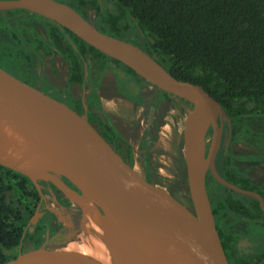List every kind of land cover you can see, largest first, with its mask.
<instances>
[{
	"label": "water",
	"instance_id": "95a60500",
	"mask_svg": "<svg viewBox=\"0 0 264 264\" xmlns=\"http://www.w3.org/2000/svg\"><path fill=\"white\" fill-rule=\"evenodd\" d=\"M11 8L54 21L142 79L182 98L186 180L172 179L123 157L86 115L1 63L0 164L30 178L39 191L40 182H48L80 207L92 204L103 221L114 264H145L156 245L169 254V247L153 244V239L161 230L166 235L172 225H178L185 236V264H230L207 190V174L225 188L257 199L263 214L264 197L229 181L216 167L222 124L227 121L231 126V117L220 101L200 85L175 77L137 44L100 30L69 3L0 0V10ZM41 214L35 212L34 220ZM67 256L74 260L67 261ZM86 262L95 264L79 252L45 246L0 260V264Z\"/></svg>",
	"mask_w": 264,
	"mask_h": 264
},
{
	"label": "trees",
	"instance_id": "16d2710c",
	"mask_svg": "<svg viewBox=\"0 0 264 264\" xmlns=\"http://www.w3.org/2000/svg\"><path fill=\"white\" fill-rule=\"evenodd\" d=\"M110 1L112 8L104 6L101 0H70V5L85 17V5H93L96 12L94 23L104 32L123 39L122 35L130 31L136 35L139 33L142 45L138 46L154 56L175 77L209 91L220 101L232 121L241 124L234 127L248 128L252 122L264 121V0ZM50 25L55 28L51 32V43L44 44L42 40L43 43L41 41L36 46L30 43L32 46L28 47L24 39L14 33L18 46H0V56L4 61L25 60L31 65L33 54L39 48L49 54L56 46L68 62V83L71 85L85 81L83 61L86 53L100 58L102 69L110 61L118 64V60L89 45L65 27L71 40L59 46L54 36L63 33L58 24L52 21ZM126 68L137 75L130 67ZM138 80L149 83L141 77ZM94 88L88 103L89 120L98 123L115 150L134 162L130 144L108 117L104 121L100 118L97 112L100 104L99 101L96 103ZM80 107L78 104L77 109L82 113ZM256 157L264 162V152ZM216 167L229 181L256 190L264 197L263 189L236 170L233 154L224 146L217 157ZM207 190L229 263L264 264V214L258 200L235 193L212 177ZM39 199L40 193L30 178L0 164V260L16 257L17 253L12 251L24 238L36 246L45 240L46 223L43 220L38 224L41 229L34 227L33 232L25 231L27 217L35 214ZM228 219L244 221L247 227L244 232L226 229ZM246 235L252 236L255 243L251 251H242L239 247L240 239Z\"/></svg>",
	"mask_w": 264,
	"mask_h": 264
},
{
	"label": "flooded vegetation",
	"instance_id": "af4514ba",
	"mask_svg": "<svg viewBox=\"0 0 264 264\" xmlns=\"http://www.w3.org/2000/svg\"><path fill=\"white\" fill-rule=\"evenodd\" d=\"M87 15V14H86ZM42 21V22H41ZM52 20L47 19L42 16H37V14L32 13L26 9L22 8H11L0 10V46H18V37L23 38L25 41V45L30 47L32 46L30 43H33L35 46L40 44L41 41H44V44H48L52 42L51 32H54L55 28L50 25ZM53 23H55L53 21ZM57 24V23H56ZM59 25V24H58ZM60 29L63 34L58 33L55 34L54 39L56 43L60 45H66L67 42H70L71 37L65 31V28L61 25ZM32 40L30 42L29 40ZM42 41V43H43ZM54 47V52L45 54L42 48H39L35 54H33L32 64L30 65L29 62L25 60H17L11 61L6 60L0 56V63L4 65L6 68L11 70L17 76H19L16 72H14V68L11 67L9 63H21L24 62L27 65H30L32 69V73H24L19 76L23 80L27 81L29 84L39 88L40 90L46 92L50 96L68 104L72 108L78 111L77 105H81V110L83 111L81 114L87 116L88 110V103L91 97L92 91L96 87V103L99 101L100 110H98V114L100 118L104 121L106 117L109 118V121L115 126L117 131L121 133V135L126 139V141L132 147V153L134 162L141 164L146 169L153 170L150 166H147L143 160V156H140V162L135 160V151L133 143H136L139 147V150L146 151L147 156L149 157L150 152V145H152L156 139L158 138V128L161 124L163 117H161L159 110L162 106L169 105L170 101L175 99L179 103V109L183 114L184 109V101L179 96L167 93L165 94L160 88L156 87L155 85L147 82L137 81V85L129 88L128 91L126 86H123V83L118 79L117 73L114 71L115 68L121 65L119 62L116 65L114 61H110V64L107 66L109 69L113 71L114 82H111L110 79H106V76L103 75V70L101 65V59L96 58L93 61L96 71L100 75H92L89 76L87 69H86V62L88 54H84V78L85 81L83 84L77 83L75 85H71L68 83V72H69V65L66 58L61 54L60 50L57 49L56 46ZM60 57L62 62L61 65L63 66L65 72V78L63 81H59L56 77L59 75L60 71L57 68L56 58ZM65 64V66H64ZM122 66V65H121ZM31 67H28L30 69ZM14 69V70H13ZM94 69V70H95ZM24 71H26L24 69ZM29 71V70H28ZM93 71V69H92ZM117 77V78H116ZM135 82V81H133ZM95 83V85H94ZM114 86V88H113ZM146 87H153V91H146ZM106 88L104 94H102V90ZM124 89V90H123ZM135 95L136 98L134 97ZM132 96V97H131ZM113 99H118L121 101H127L128 105L130 103L131 109L135 108L136 112V120L134 121L135 127L132 128L130 134L128 135L127 132L123 129V131L119 128L121 125H128L125 123L124 119H117V116L113 111H108L104 105L106 101H111ZM98 104V103H97ZM79 112V111H78ZM89 119V118H88ZM90 121V120H89ZM258 121L252 122L249 125H255ZM95 125L98 123L93 122ZM144 125V127H142ZM223 132H222V140L221 146L218 150L216 155L215 163L217 164V157L221 148H224L228 151L230 150L233 154L232 144L235 141V136H233V132L237 129L234 125H241L235 124L231 119V126H229L227 121L223 122ZM99 127V125H98ZM132 127V126H131ZM136 131H140V135L136 136ZM212 135V128H209L208 131V141H210ZM252 157V156H251ZM254 158H257L254 156ZM251 161V159L248 158ZM264 163V162H263ZM244 173L246 176L250 177L247 171L241 172ZM178 181H185L186 180V170L183 180L176 179ZM211 181L210 173L207 174V187L208 182ZM253 181V180H252ZM33 182V181H32ZM255 182V181H254ZM34 183V182H33ZM256 183V182H255ZM257 184V183H256ZM35 185V183H34ZM41 191L39 202L35 208V212H41L42 214L34 220V215H30L26 222L25 231H34V227L38 229L41 227L38 225L42 220L45 221V233L43 234L45 240L39 245L29 240L28 238H24L21 243L12 251L13 253L16 252L17 255L19 253L38 248L40 246H45L48 248H63L69 244L73 235H64L63 231L67 228L69 222L72 223V227L74 226V221H76L78 215L84 216V211L80 209V206L77 207L74 203L68 200L60 191H58L54 186H52L48 182H40ZM258 185V184H257ZM36 186V185H35ZM259 186V185H258ZM260 187V186H259ZM37 188V187H36ZM261 188V187H260ZM262 189V188H261ZM264 190V189H263ZM68 200V201H67ZM86 216V215H85ZM87 218V217H86ZM82 225H85L82 222ZM83 227V226H82ZM56 228V230H55ZM85 230V229H84ZM76 232V231H75ZM83 236H79L82 239ZM88 262H86L87 264ZM91 264V263H88ZM118 264V263H116Z\"/></svg>",
	"mask_w": 264,
	"mask_h": 264
},
{
	"label": "rangeland",
	"instance_id": "374dc122",
	"mask_svg": "<svg viewBox=\"0 0 264 264\" xmlns=\"http://www.w3.org/2000/svg\"><path fill=\"white\" fill-rule=\"evenodd\" d=\"M61 1L71 4L70 0ZM101 3L109 8H112L113 6L110 0H101ZM84 10L87 14V17L92 22H95L96 12L94 6L91 4H86ZM122 37L137 45H142V36L139 33H137L136 35L135 33L130 31L126 35H122ZM96 58L97 57L94 58L89 54L87 56L86 69L89 76L100 75L96 71L93 64V61ZM61 62V58L57 57L56 64L60 73L56 77V79L59 81H63L65 78V67L63 68ZM9 64L15 69H13L14 72H16L19 76H22L21 74H23L20 71H23L24 73H32L31 71L33 68L30 65L25 64L24 62L18 64ZM120 64L122 66L118 65L119 67L115 68L114 71L117 73L116 75L118 79L123 83V86H126V88L124 89H127L126 91H128L129 88H134V86L137 85V81H139L138 78H140V76L130 72L126 68V65H123L122 63ZM28 67L31 68L28 69ZM24 69L26 71H24ZM103 72V75L106 76V79H110L111 82H114V74L112 69H109V67L106 66ZM105 91L106 88L102 90V94H104ZM146 91H153V87H146ZM104 107L108 111H113L117 116V119H124L125 123L131 125L132 128L136 126L134 125V121L136 120L135 108L131 109L130 106L122 105L120 100L118 99L106 101ZM159 113L164 119L161 118L162 122L157 130L158 138L152 145H150L151 153H149V157H146V151L144 152L139 150V147H136V143H133V145L135 144L133 147L135 151V160L137 162H140V156H143L142 158L145 164L153 168V170L172 179L183 180L186 169L183 154V114L179 109V103L175 99H173L170 101L169 105L162 106L159 110ZM142 127H144V125H142ZM135 135L139 136L140 131H136ZM233 136H235L236 138L234 143L232 144L233 162L236 166V170L239 172L247 171L248 174H250L251 179L255 181L262 189H264V163L259 158H254V156L260 155L262 152H264V121H258L255 125H250L248 128H237L233 132ZM248 158L251 159V161L248 160ZM74 205L79 207V205L75 203ZM80 209L83 210L82 207H80ZM86 217L87 216L85 215L82 216L79 214L76 221H74L75 224L73 227L72 223L69 222L67 228L65 229V231H63V234L73 235V237L68 245L66 241V245L63 248H59V250L67 251L68 253H76L81 250V252H83L85 256L90 257L93 261L94 251L96 249H101V247L103 248V246H107V244L106 238L98 235L97 228L93 225V221L90 217L89 219L91 227H88V224L86 223L88 222V218ZM82 222H84L85 226L87 227L82 225ZM225 227L226 229L240 230L244 232V228L247 227V224L244 221H234L228 219L225 221ZM87 228L88 230L90 229L91 234L89 233V231H87ZM79 236H83L82 239H80ZM256 239H258V241L261 240L260 237H256ZM254 245L255 243H253L252 241V236L250 237L248 235L242 237L239 242V247L242 251H251L253 250ZM105 256L107 255L105 254Z\"/></svg>",
	"mask_w": 264,
	"mask_h": 264
},
{
	"label": "bare ground",
	"instance_id": "6f19581e",
	"mask_svg": "<svg viewBox=\"0 0 264 264\" xmlns=\"http://www.w3.org/2000/svg\"><path fill=\"white\" fill-rule=\"evenodd\" d=\"M0 91L2 94L4 93L2 84H0ZM192 121L194 122V119ZM82 209L84 211V214L88 218V222H86L88 224V227L89 228L91 227V223L89 219L90 217L91 220L93 221V225L97 228L98 235H101V237L103 236L104 238H106L103 221L96 212V210L94 209L93 205L90 203H85L82 205ZM87 231H89L90 233V229L88 230L87 228ZM182 235H183V231L178 225H172L171 227L167 228L166 235H164L163 230H161L158 233V235L153 239V244L156 242L164 243V245L169 247L171 250L169 254H167L165 251H163L160 247L156 245L152 254L146 259L145 264H185L184 257L186 251V242H185L186 239L185 236ZM79 253L83 254L81 250L79 251ZM105 254L107 256H105ZM93 257H94L93 262L95 264H114L107 246H103V248L101 247V249L98 250L96 249L94 251ZM77 258H80L79 255L77 256ZM66 259L69 262L70 260L71 261L74 260L72 256H67ZM125 264H135V263L133 261H128Z\"/></svg>",
	"mask_w": 264,
	"mask_h": 264
},
{
	"label": "crops",
	"instance_id": "0c3cea01",
	"mask_svg": "<svg viewBox=\"0 0 264 264\" xmlns=\"http://www.w3.org/2000/svg\"><path fill=\"white\" fill-rule=\"evenodd\" d=\"M130 103L131 102H129V105H130ZM121 104L122 105H124V106H129L128 105V102L127 101H121ZM132 104V103H131ZM122 131H123V129L127 132V134L129 135L130 134V132H131V130H132V127H131V125H121L120 127H119ZM124 132V131H123ZM137 143V142H136ZM135 145V144H134ZM136 147H138V145L136 144Z\"/></svg>",
	"mask_w": 264,
	"mask_h": 264
}]
</instances>
